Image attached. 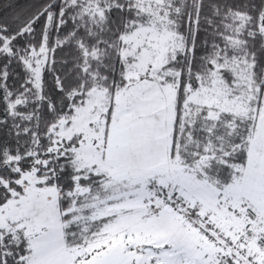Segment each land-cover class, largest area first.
Segmentation results:
<instances>
[{
    "label": "snow or ice",
    "instance_id": "1",
    "mask_svg": "<svg viewBox=\"0 0 264 264\" xmlns=\"http://www.w3.org/2000/svg\"><path fill=\"white\" fill-rule=\"evenodd\" d=\"M0 264H264V0H0Z\"/></svg>",
    "mask_w": 264,
    "mask_h": 264
}]
</instances>
